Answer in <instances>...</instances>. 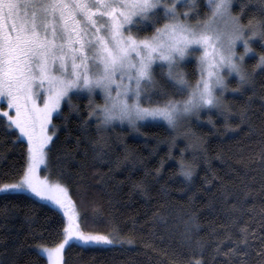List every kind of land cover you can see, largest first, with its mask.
<instances>
[{
	"label": "snow or ice",
	"instance_id": "obj_1",
	"mask_svg": "<svg viewBox=\"0 0 264 264\" xmlns=\"http://www.w3.org/2000/svg\"><path fill=\"white\" fill-rule=\"evenodd\" d=\"M236 2L204 0L207 11L199 18L201 0H0V126L13 145L26 143L18 179L0 182V200L34 196L62 213L63 238L54 246H36L37 255L46 257L47 264H65V247L70 242L90 246L135 243L131 237L84 231L66 183L40 175L42 165L51 168L50 152L58 132L54 117L67 120L62 105L81 115L74 96L88 97L87 117L81 119L80 128L87 133L95 120L97 138L91 143L97 158L107 154V133L117 123L146 135L143 128L166 123L180 129L189 118L200 120L208 112V122L215 127L211 112L216 110L224 117L226 131L235 132L242 124L252 130L248 117L252 97L235 113L240 123L233 125V107L225 93L246 95L248 88L255 87L257 72H264V51L254 47L257 40L264 47V0H239V11L234 10ZM252 3L257 7L245 21ZM250 53L256 56L251 69L246 60ZM193 57L198 70L194 82L184 70ZM233 76L235 88L229 83ZM98 91L103 103L96 102ZM180 134L197 144L203 142L192 128ZM174 146L175 138L169 155ZM5 158L0 153V160ZM160 164L157 173L164 161ZM195 169L194 163L183 159L182 150L180 173L191 182ZM8 176L9 172L0 171V177ZM136 187L147 193L145 185ZM233 224L237 232L229 231L216 242L215 255L228 257V264H253L255 249L254 264H264V223L257 230L234 217ZM225 241L231 243L227 250ZM196 246L200 258L193 257L189 264H204L205 243L197 240ZM21 247L12 249L16 255L0 253V264H18Z\"/></svg>",
	"mask_w": 264,
	"mask_h": 264
},
{
	"label": "trees",
	"instance_id": "obj_2",
	"mask_svg": "<svg viewBox=\"0 0 264 264\" xmlns=\"http://www.w3.org/2000/svg\"><path fill=\"white\" fill-rule=\"evenodd\" d=\"M256 7L248 5L245 21ZM239 8L237 0L234 10ZM206 11L201 0V15ZM254 47L264 51L259 40ZM246 60L251 69L256 56L250 54ZM186 72L190 80L197 78L195 60L187 62ZM229 83L231 88L237 86L235 76ZM248 96L252 97L248 111L251 131L248 124L235 132L226 131L224 117L216 110L211 112L215 127L208 122V112L200 120L194 117L183 124L203 138L201 144L163 123L143 128L146 135L116 125L107 133L109 147L103 158L96 157L91 143L97 138L95 120L87 133L80 128L81 119L87 117V95L73 97L81 115L62 105L67 120L54 117L58 132L50 152V177L69 187L84 231L135 239L131 245L70 243L64 252L65 264H189L193 257L200 258L197 240L205 243L204 264H228V257L215 255L213 249L229 231L237 232L233 218L239 217V224L248 223L257 230L264 223V72H257L255 87L248 88L246 95L225 93L233 107V125L240 123L235 113ZM173 138L175 146L169 155ZM182 150L183 159L196 165L191 182L179 170ZM0 153L6 156L0 160V171L9 172L0 182H15L24 164L26 143L13 145L0 126ZM161 160L163 168L157 173ZM137 184L145 185L147 193ZM0 213V253L16 255L12 249L22 245L18 264H47L46 257L37 255L36 246H54L63 238L62 213L33 196L0 200ZM189 228L191 232H186ZM223 247L227 250L231 243L225 241ZM255 257L254 249L253 264Z\"/></svg>",
	"mask_w": 264,
	"mask_h": 264
},
{
	"label": "rangeland",
	"instance_id": "obj_3",
	"mask_svg": "<svg viewBox=\"0 0 264 264\" xmlns=\"http://www.w3.org/2000/svg\"><path fill=\"white\" fill-rule=\"evenodd\" d=\"M199 18H203V14H202L201 17H199ZM194 19H195V18H194ZM238 50H239V51H243V47H242V45H238ZM250 54H251V53H250ZM250 54H249V55H250ZM190 60H195V57L189 59L188 61H190ZM188 61H187V62H188ZM187 62H186V64H187ZM195 62H196V60H195ZM186 64L184 65V70H185V71H186ZM157 79H161V77H160L159 75H157ZM194 81H195V80H194ZM194 81H193V82H194ZM169 90H170V89H169ZM177 98H179V96H177ZM95 99H96V102H97V103H103V97H102V94L99 93V91L97 92V95H96ZM191 118H194V117H191ZM189 119H190V118H189ZM191 120H192V119H191ZM187 122H188V121H187ZM163 124L166 125V123H163ZM117 125H120V124L117 123ZM123 126H127V124L125 123V124H123ZM185 128H186V125H182V127H181L180 129H176V130H180L181 132H183ZM40 175H41V177L47 176L51 182H56V181H57V180H55L54 178L50 177V174H49V172H48V169H46L43 165L41 166V169H40ZM33 197H34V196H33ZM35 198H37V197H35ZM37 199H39V198H37ZM44 202H46V203L52 205L50 202H47V201H44ZM52 206H54V205H52ZM65 220H66V218H65ZM70 243H73V242H70ZM76 243L81 244V243L78 242V241H76ZM66 247H67V246H66ZM66 247H65V248H66Z\"/></svg>",
	"mask_w": 264,
	"mask_h": 264
}]
</instances>
